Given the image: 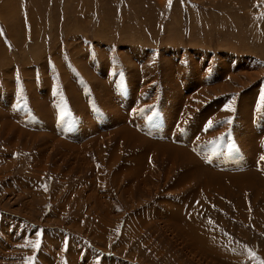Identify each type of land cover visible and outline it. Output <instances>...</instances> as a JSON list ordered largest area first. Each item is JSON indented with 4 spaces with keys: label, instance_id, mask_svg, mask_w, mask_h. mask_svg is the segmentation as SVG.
<instances>
[{
    "label": "rangeland",
    "instance_id": "1",
    "mask_svg": "<svg viewBox=\"0 0 264 264\" xmlns=\"http://www.w3.org/2000/svg\"><path fill=\"white\" fill-rule=\"evenodd\" d=\"M44 263L264 264V0H0V264Z\"/></svg>",
    "mask_w": 264,
    "mask_h": 264
},
{
    "label": "bare ground",
    "instance_id": "2",
    "mask_svg": "<svg viewBox=\"0 0 264 264\" xmlns=\"http://www.w3.org/2000/svg\"><path fill=\"white\" fill-rule=\"evenodd\" d=\"M251 100V99H250ZM35 101V100H34ZM37 102V101H36ZM102 103V102H101ZM40 115V114H39ZM40 117V116H39ZM260 178V177H259ZM45 264V263H44Z\"/></svg>",
    "mask_w": 264,
    "mask_h": 264
}]
</instances>
